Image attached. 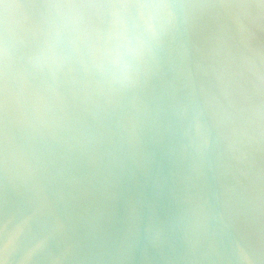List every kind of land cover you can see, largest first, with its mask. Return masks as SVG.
Listing matches in <instances>:
<instances>
[{"label":"water","instance_id":"obj_1","mask_svg":"<svg viewBox=\"0 0 264 264\" xmlns=\"http://www.w3.org/2000/svg\"><path fill=\"white\" fill-rule=\"evenodd\" d=\"M36 2L0 0V43L4 4L19 6L7 78L0 55V241L22 223L51 233L34 264H208L190 251L197 236L264 245V141L229 149L255 135L250 110L264 106L233 21L205 18L184 46L170 44L135 95L46 107L25 60ZM249 27L264 48V20ZM133 240L129 259L90 258ZM66 249L79 258L57 259Z\"/></svg>","mask_w":264,"mask_h":264},{"label":"clouds","instance_id":"obj_2","mask_svg":"<svg viewBox=\"0 0 264 264\" xmlns=\"http://www.w3.org/2000/svg\"><path fill=\"white\" fill-rule=\"evenodd\" d=\"M4 37L0 43L5 78L13 45L8 18L19 7L4 4ZM28 30L25 60L28 70L40 78L45 106L62 102L65 95L82 102H107L135 95L159 68L170 44L187 43L205 18L228 16L235 26V39L250 55L241 65L253 78L257 92H264V48L254 46L249 24L264 20V0L214 2V0H37ZM255 135L245 131L233 137L229 149L242 152L253 141H264V106L250 110ZM52 238L46 231L33 232L16 225L0 241V264H34L49 255ZM137 247L135 240L101 252L92 259L126 260ZM194 258L208 264H264V245L253 247L241 237L202 244L191 242ZM71 249L57 259H78Z\"/></svg>","mask_w":264,"mask_h":264}]
</instances>
